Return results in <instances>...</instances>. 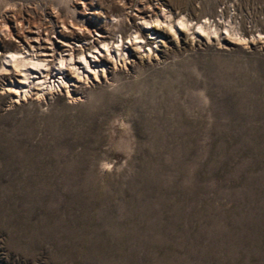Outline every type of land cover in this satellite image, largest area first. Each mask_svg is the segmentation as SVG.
<instances>
[{"label": "rangeland", "instance_id": "rangeland-1", "mask_svg": "<svg viewBox=\"0 0 264 264\" xmlns=\"http://www.w3.org/2000/svg\"><path fill=\"white\" fill-rule=\"evenodd\" d=\"M90 1L0 0V64L72 19L96 38ZM146 1L94 3L131 26ZM169 1L245 42L169 49L75 97L15 102L0 77V264H264V0Z\"/></svg>", "mask_w": 264, "mask_h": 264}, {"label": "bare ground", "instance_id": "bare-ground-1", "mask_svg": "<svg viewBox=\"0 0 264 264\" xmlns=\"http://www.w3.org/2000/svg\"><path fill=\"white\" fill-rule=\"evenodd\" d=\"M158 1L160 2L158 10L152 7L150 0L145 2L150 9L148 11L142 7L143 5H136L138 13L132 20L131 26H123V15L129 20V14H124L122 8L104 6L102 2L94 3V0L87 4L85 2L86 9L98 15L100 20H105L103 27L96 28L97 37L91 35L92 31L86 24H76L72 19L69 23L75 25L76 31L88 30L90 35L81 38L75 30H72L70 35H65L66 39H63L60 45L53 48L40 42V35H34L30 37L31 41L27 42L26 46L7 49L0 64V77L4 78L3 89L14 98L15 102H19L20 98H27L28 93L33 89L37 90V93L56 91L75 97L77 90L83 88V85L105 80L108 82L121 71L160 63V56L164 58L169 49L199 48L204 44L213 45L216 42L229 47L245 42L240 43L232 38L228 31H217V35H211V32L206 31L211 27H206L205 23L210 21L206 15L203 17L205 22H195V26L197 25L195 27L192 22L194 16L191 17L192 19L189 18L190 16L187 18L185 12L169 0ZM159 11L165 12L163 17ZM139 20L141 23L138 22ZM67 27L64 24V28ZM110 28L124 29L111 33ZM214 30L216 31V28ZM75 37L79 38L77 42L73 43L69 40Z\"/></svg>", "mask_w": 264, "mask_h": 264}]
</instances>
